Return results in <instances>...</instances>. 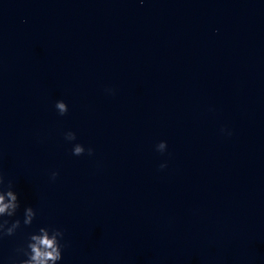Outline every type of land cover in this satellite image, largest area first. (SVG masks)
Instances as JSON below:
<instances>
[{
	"label": "water",
	"instance_id": "95a60500",
	"mask_svg": "<svg viewBox=\"0 0 264 264\" xmlns=\"http://www.w3.org/2000/svg\"><path fill=\"white\" fill-rule=\"evenodd\" d=\"M0 174V264H264V0H0Z\"/></svg>",
	"mask_w": 264,
	"mask_h": 264
},
{
	"label": "clouds",
	"instance_id": "9594fccd",
	"mask_svg": "<svg viewBox=\"0 0 264 264\" xmlns=\"http://www.w3.org/2000/svg\"><path fill=\"white\" fill-rule=\"evenodd\" d=\"M143 3V0H140ZM110 94L112 89H106ZM58 114L63 116L67 113L68 107L62 100L56 101L54 105ZM222 132L225 130L222 129ZM228 135L231 133L228 132ZM64 139L66 141H74L76 134L72 131L64 133ZM156 151L164 153L167 148L165 141H160L155 146ZM87 152V155H93V149L91 147L85 149V147L79 143L73 145L72 154L74 156H81ZM166 167L165 164H161L160 168ZM58 176V172L53 171L51 173V179L55 180ZM20 202L17 193L13 190L12 182L9 181L5 185L4 177L0 174V240L4 237L14 236L18 229L21 228V220L14 219L11 222L7 218L14 217ZM36 216L34 209L29 206L24 208L23 212V226H31L33 219ZM64 232L57 228L49 229L47 227H40L36 232L29 233L26 241L14 249L13 255L8 258V264H58L62 259V250L65 247L61 241L63 240ZM23 257V258H21Z\"/></svg>",
	"mask_w": 264,
	"mask_h": 264
}]
</instances>
